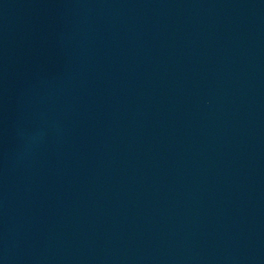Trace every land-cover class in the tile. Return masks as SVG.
<instances>
[{
    "label": "water",
    "instance_id": "obj_1",
    "mask_svg": "<svg viewBox=\"0 0 264 264\" xmlns=\"http://www.w3.org/2000/svg\"><path fill=\"white\" fill-rule=\"evenodd\" d=\"M0 264H264V0H0Z\"/></svg>",
    "mask_w": 264,
    "mask_h": 264
}]
</instances>
